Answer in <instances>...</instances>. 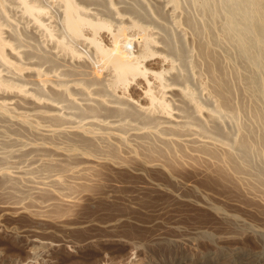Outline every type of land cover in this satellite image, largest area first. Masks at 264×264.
Wrapping results in <instances>:
<instances>
[{"label":"bare ground","instance_id":"obj_1","mask_svg":"<svg viewBox=\"0 0 264 264\" xmlns=\"http://www.w3.org/2000/svg\"><path fill=\"white\" fill-rule=\"evenodd\" d=\"M238 93L250 103L251 115L244 119L249 104L239 102ZM0 121L28 140L23 130L37 137L20 141L24 145L17 150L19 157L32 155L35 166L21 165L25 155L23 162L15 161L14 150L15 160L8 158L9 150L8 156L0 152L7 167L0 161V182H10L9 187L30 182L28 176L42 170L54 187L70 194L81 183L72 181L79 184L73 186L64 176L93 181L100 166L116 169L129 160L159 171L186 170V176L187 169L198 176L215 173V181L223 179L216 183L223 191L238 195L229 198L235 196L230 203L238 205L233 210L238 215L200 199L205 212L217 217L199 220L213 238L193 236L203 224L184 229L180 220L170 227L179 232L176 247L162 251L178 257L156 263L177 264L194 240L214 247L235 242L228 264H263L264 159L256 165L254 158L264 157V0H0ZM63 139L65 148L52 145ZM177 174L173 180L168 176L176 184ZM24 183L19 187L28 186ZM28 187V193L35 190ZM60 201L58 206L75 204ZM251 248L258 251L255 257Z\"/></svg>","mask_w":264,"mask_h":264},{"label":"rangeland","instance_id":"obj_2","mask_svg":"<svg viewBox=\"0 0 264 264\" xmlns=\"http://www.w3.org/2000/svg\"><path fill=\"white\" fill-rule=\"evenodd\" d=\"M183 1L184 3H186V0ZM53 9L54 8H52L51 10ZM239 62L240 60L238 59V63ZM240 64L242 63L240 62ZM241 93L242 91L240 92V95ZM240 95L238 93V101L239 102L242 101L243 104H247V105L249 104L248 105L249 108L246 107L245 113L243 112L242 114V117L244 119L245 118L244 114L247 115V113L249 112L248 115H251L250 103L248 101L249 99H245L246 96L243 98L245 100H242V96H244V94H242V96ZM77 96L80 97L81 95L79 94ZM1 124L2 122L0 121V125ZM66 125L69 126L68 128L72 126L71 124H66ZM224 125L225 127H227L228 123L225 122ZM8 129L11 131H9ZM8 129L7 127H3V125L0 126V130L3 131L2 133L0 132V152L4 151L5 153L6 150L7 151L9 150V155L11 157L8 156V152H6L7 154L6 153L5 154L8 156L10 160L13 157L15 160L16 159L15 156L19 154V151L17 152L18 147H22L24 144L34 142V140L36 141L37 137L34 136V133L32 131L26 132V130H23L24 135L26 133L28 134L26 136H30V139L28 140V137L22 135V131L19 132L16 129L17 131V135H16L15 133L16 131L15 130H13L15 132L12 131L13 128L8 127ZM31 132L33 133L32 134L33 136L30 134ZM19 133H21L20 134L21 136L18 135ZM4 137H5L4 140L9 143L10 140L11 141L13 140L12 144H10L11 146L9 145V143L5 141L3 142L1 141V139ZM14 137L19 140V143L16 141L17 139L16 140L14 139ZM31 138H33L34 140ZM22 140L24 141L23 145L20 144ZM64 140L65 139H63V142L62 140H57L55 141L56 143H52V142L51 143L53 146L56 147V149L57 148L63 149L65 148ZM15 141L17 143H15L16 146L14 145L13 147ZM58 141L61 143H58ZM4 143L5 144L7 143L10 147L7 144L6 145L8 147L6 146L2 147L3 145H5ZM26 147H29V145ZM10 150L11 151L14 150L16 155L11 154ZM79 152H82V148L79 149ZM4 153L3 154L0 153V157L3 160H4L3 157L5 156ZM21 155H22L21 153H20V157L17 155L18 157L16 156L17 160L15 161H18V158L19 159L21 158V161L22 160L24 161L25 156L26 158L28 157L27 156L28 154L27 155L24 154L25 156L24 155L21 156ZM31 157L32 155H29L27 159L25 158L26 159L25 163L22 161L23 163L21 165H24L23 167H25L26 169L28 168L26 167L28 163L32 164V162H30L29 159ZM2 159H0L1 164L3 165V167H6L5 165L6 161L2 162ZM262 159H264V157H262L260 161V157L256 156V158H254V162L257 163L256 165L259 164L262 165ZM71 160H73L74 163L75 161L78 162V157L76 158L72 157ZM73 161L69 160L68 163L69 162L73 163ZM134 161L129 160L131 165L127 161V163L125 162L123 166H117L118 168L116 167V169L114 166L110 167V165H107L110 167L109 169L108 167L105 169V166L103 167L100 166L98 172V174L100 173V176L98 175L95 176L96 179L93 181L92 179L80 180L76 178L71 179V177L69 176L68 177L64 176L65 180L67 179L66 182L75 181L76 183L77 181L78 183H81L82 188L81 187L79 188L78 183H77L78 185L77 184L75 185V183L72 182L73 186L75 185L76 187H78V189L74 188L75 193L73 192V190H70L71 192H73L71 197L67 196L71 194L69 190L67 192H69L70 194H67L66 193L67 189L64 190L65 188H62L64 191H62V189L61 190L59 189L60 191L58 190L57 187L60 188V185H57L56 187L55 184L54 187V184L50 182V179L46 178L47 174L44 172L46 175H43L42 170L40 171L42 175L40 174V172H37L36 174H32L28 176V178L29 177L31 179L33 178L34 182L33 181L31 182V179L30 182H28L29 179L27 181H25V179H23L22 181L18 180L19 183L25 182L26 185L28 186L29 185L34 186L35 190L32 189L30 193H28L27 191L30 189H26V187L29 188L28 186H25L24 188V186L20 184L21 187H19L18 182H16V184L12 183V186L16 185L17 188H15L14 186L9 187L11 185L10 182H4L3 180L5 185H3V182L2 183L0 182V186H1L0 187V264H120L122 262L123 264H126L125 263L127 262L126 260H128L129 257L133 255V252L135 250H137V254L131 257L134 259H132V262L130 264H157L156 263L157 261L158 262L171 261L173 259H176L178 256L174 254L162 252L163 250H165L166 252H170L172 248L174 249V247H176L177 245L175 239L177 240L179 238V234H178L179 232H177V230L173 228L170 229L171 226H179L181 224L180 227L181 226L183 228L185 227L184 229H189L190 227L198 228L200 224L201 225L203 224V222L200 223L201 221L199 222V220L208 219L209 221V218L210 219L217 218L215 214L214 213L212 214V212L210 213V211L206 213L207 210H205V208L203 207V201H201L203 200V198H205L204 201L207 200L211 201L213 204L218 206V208H221L222 206L224 210L226 209L227 206H229L227 207L228 209H226L228 212L233 211L234 209H236V207L238 208V205L233 206L230 203L231 200L236 199L234 198L235 196H233V199L231 200L229 199L232 196H230L231 194L230 191H228V189L224 187L225 183L223 184V187L226 189L225 191H223L224 189H222V186L221 187L219 186L222 183L219 184L218 181L223 182L221 181L223 179L220 177L221 180H219V177H216V181H215L213 178L215 177L216 174L213 172L210 173L208 172L209 175L213 173L212 174L213 176L212 175L209 176L205 174L198 176L195 171L192 170L193 171L192 174L191 170L189 171L187 169L188 174L191 173L190 175H193V177L195 176L193 178L190 177V175L186 176L185 175L187 174L186 170H184L183 168L180 169H183L185 171L184 172L185 174L183 173V171H180L177 174L178 171L177 169L176 170L174 169V171L171 169L172 170L171 171L168 168H164L165 171L162 169L164 172L160 170L161 172H163L162 174H164L163 176H161L162 174H159L160 172L159 168L157 169V167L150 165L146 167L144 166L143 168V165H140V163H135ZM79 162L81 164L82 159ZM132 162H134V164L137 165L134 166ZM1 164L0 167H2ZM35 165H37V163H35ZM35 165L34 163L32 164V166ZM132 165L134 166L133 168ZM137 166L138 168H135ZM23 167L21 168V170L25 169ZM100 169L102 170V172ZM173 173H176L179 178L177 184L175 183L176 181H172ZM38 174L39 176H36ZM166 174H167V178L165 176ZM104 175L106 176L104 177ZM180 175L181 177L182 175L184 177L181 178L179 177ZM196 175L201 180L197 178ZM168 176L172 178V180ZM185 176L187 177V179L191 178L193 180L188 181L187 179H185L186 178ZM2 177L3 176H0V181H2L1 179ZM40 180L43 181L44 184H42ZM47 182L48 184L51 185L52 183L53 185L51 186L47 185ZM82 182H84L85 184ZM182 183H187L188 185H191L190 189L189 186L186 187L182 186ZM214 183L215 184L218 183L219 185L216 184L217 186H215ZM179 185L182 186V189L181 187H179ZM38 186L43 187L45 189L50 188V191L51 190L54 191L53 192L51 191L52 192L51 193L48 190L44 191V189L42 188L43 191L40 192L39 190L40 187L39 189H37ZM6 187L9 188L7 189ZM23 189L24 190L26 189L25 191L27 193L23 192L24 191ZM12 192H14V194ZM15 192H16V196L14 197ZM226 192L229 193V195ZM198 193L201 194L202 196L201 195L196 196L199 198L194 197ZM56 194L58 196H56ZM187 194H190L189 195L190 197L187 196ZM18 195H20V197ZM185 195L188 197V200L185 199L187 198L185 197ZM231 195H236V193ZM59 196L64 200L66 199V201L71 200L72 202L74 200L75 204L73 203L74 205H72V203H67L64 200H63L64 202H61L60 198H58ZM225 196L228 198H225ZM237 196L238 195H236V197ZM23 197L25 198L22 199ZM214 198L217 200L221 199V201L217 202V200H215ZM13 199L15 200V202L17 201L18 202L17 203L14 202L13 204ZM183 199L185 200L183 201ZM59 201L62 205H64L63 203H67L65 204L66 206L65 205L58 206L57 202ZM186 201L193 204V206H191L189 203H186ZM222 201L227 203V205L224 204V202ZM34 203L36 205H33ZM56 203L57 205H54ZM49 204H51V206ZM197 206L198 207L200 206V208H198ZM57 207L58 208L60 207L59 210H57L58 209ZM201 207L204 211L201 210ZM235 211H237V209ZM235 211L231 213L238 215V212ZM38 212L39 213L41 212V215L37 214ZM50 213H52V215H50ZM204 213H206L207 215ZM203 214L205 215V217ZM208 214L210 215V217L208 216ZM47 215H49V217ZM194 223L196 224L200 223V224H198L199 226H195V225L190 226L191 224ZM186 224L189 227H187ZM203 226L202 227L200 226L196 230V233L199 231L197 233L198 235H193V236H200V238L198 237L199 239H201V236L206 237L207 239H209L210 236L211 238H213V235L210 232L211 230L206 227L207 226L206 223L203 224ZM200 231L201 232L204 231V232L201 233ZM174 235L175 236L177 235V237H175ZM165 236H169L170 240L167 238L164 239ZM190 242H189L191 244V245L189 244L190 247L186 248L188 249L187 254L177 264H228L229 263L228 260H230L231 262L232 254L233 251L235 250L233 248L237 247V245H233L235 242H232L233 244L229 242L231 245L228 244V242L227 244L224 243V245L218 244L216 242V246L217 245L218 247L220 246L221 249L220 247L219 248L214 247L215 244L212 245L210 243H204L198 246L196 245V241L191 240ZM230 250H232L231 251L232 254L228 253ZM251 250L253 251H250L251 253L250 256L253 255L252 257H255L254 254H256L258 251L256 249L255 251L253 248H251ZM229 254H231V256Z\"/></svg>","mask_w":264,"mask_h":264}]
</instances>
